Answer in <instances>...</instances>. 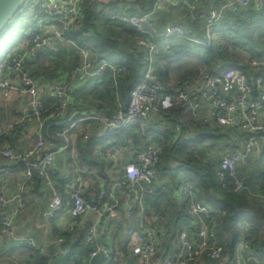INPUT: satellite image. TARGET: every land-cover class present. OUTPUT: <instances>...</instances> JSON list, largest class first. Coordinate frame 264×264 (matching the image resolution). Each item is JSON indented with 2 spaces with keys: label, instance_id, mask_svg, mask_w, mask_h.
<instances>
[{
  "label": "built area",
  "instance_id": "obj_1",
  "mask_svg": "<svg viewBox=\"0 0 264 264\" xmlns=\"http://www.w3.org/2000/svg\"><path fill=\"white\" fill-rule=\"evenodd\" d=\"M83 2L84 0H27L11 22L12 25H17L18 37L22 42L17 44L13 52L15 54L9 62L3 59L0 63V96L5 101H11L16 95L23 99L30 98L29 101H23V108L16 119H6L7 123L4 121L0 125V138L8 134L12 138L7 144L0 146V156L5 164L0 168V235L6 241L14 240L37 250L41 248L32 237L17 235L20 216L28 208L27 189L37 180L52 189L53 199L50 209L45 213L46 221L51 222L66 206L64 196L55 185L57 156L54 152H46L53 147V143L44 138L47 122H61L65 119L72 103L73 86L78 81L91 80L97 85L108 71L127 75L124 67L100 59L97 50L87 46L80 47L69 37V31L77 32L83 25ZM171 4H175V1L153 0L149 11L109 15L110 21L119 22L138 33L135 44L144 50L143 67L140 79L133 84L126 106L119 103L118 109L110 118L97 114L89 118L100 120L106 134L129 126L159 127L165 131L181 133L182 122L171 115L173 109L181 107L185 113L192 114L196 121L217 122L224 127L239 129L248 134V138L242 147L230 148L221 155L216 176L224 187L229 182L231 191L240 194L246 188V178L239 174V166L250 165L252 154L264 143V74L260 72L252 78L240 68H229L218 73L210 71L204 65L200 69L199 79L184 81L171 92H166L156 73L161 57L171 52L173 46L181 40L190 47L203 44L195 33L180 25H168L163 29L156 25L154 14ZM251 7L264 9V0H223L209 12L207 26L219 23L225 14H241ZM30 38L32 46L28 48L24 39ZM68 47L76 49L78 60L69 78L39 82L24 72L26 59L36 58L42 51L47 56L58 55ZM249 62L253 68L261 71L264 69V59L252 58ZM112 78L113 81L117 79L115 76ZM48 96L53 97L54 103L48 102ZM17 126H22L23 132L34 128L37 138L31 142L24 141L22 137L14 138L12 135ZM70 129H57L54 134L67 141ZM84 139L89 151L103 137L97 136L93 140L86 134ZM64 150L65 147L60 148L61 152ZM129 150L133 158L124 166L118 167V161ZM161 153L162 149L157 143H140L131 149L113 145L106 153L100 151V156H108L114 161L110 172L119 175L112 182L109 200L101 204L84 197L83 180L81 177L76 178L75 186L70 188L73 204L70 208L69 228L73 231L89 220L86 243L94 247L91 258L109 256V248L103 239L111 225L119 221L116 202L118 194L128 199L135 198L142 203L146 195L154 196L158 188H164L157 169ZM12 165L24 167L23 172L17 174L20 183L16 192L9 191L8 183L3 177ZM83 171L87 173L89 170ZM178 192L187 199V217L190 223L180 229L174 241H168L158 224H141L138 232L128 242L133 254L140 257L136 264H206L208 258L218 264H257L250 258L252 251L248 241L237 245L232 259L225 258L224 247H219L217 242V216L206 202L197 197L195 183L180 182ZM252 195L264 201V191ZM58 242L62 244L65 239L61 237ZM163 248L167 249L166 253L154 260L155 255ZM62 254L70 255V251L62 250ZM116 255L120 256V252L117 251ZM127 262L128 260L124 264H128Z\"/></svg>",
  "mask_w": 264,
  "mask_h": 264
},
{
  "label": "trees",
  "instance_id": "obj_2",
  "mask_svg": "<svg viewBox=\"0 0 264 264\" xmlns=\"http://www.w3.org/2000/svg\"><path fill=\"white\" fill-rule=\"evenodd\" d=\"M92 2L93 0H84L82 4L83 25L79 31H69L68 35L80 47L87 46L98 50L100 59H104L116 66H122L126 69L128 76H124V79H122L118 93L121 102L123 101L124 104L127 105L130 100L133 84L140 79V70L145 53L139 52V50L135 54L129 53V50L126 48V44L128 43L126 39L128 36L126 39H123L121 36L102 35L98 31H95L93 29V22L96 16L92 9ZM8 25L12 26V23ZM198 29L196 37L202 40V45L197 44L194 47L187 46L185 43L177 46L174 45L171 52L161 57L160 60L162 65L157 66L156 73L166 92H171L184 81L199 79L200 69L204 65L210 71L218 73L229 68H240L247 71L248 75L252 78L262 72L261 69L253 68L249 59L235 53L232 48L235 46L244 48L249 51L254 58L263 59L262 55L257 54L248 46L247 42H252L254 40V35L258 30L264 32V9L251 7L241 14H225V17L222 18L219 23H215L208 27L206 22L203 26L200 24ZM209 30L211 35L218 34V36L209 38ZM130 35L136 38L138 33L130 30ZM24 41L28 44V48L32 46V38L27 40L24 39ZM7 57L8 54L0 60V63H2L3 59H7ZM46 58L47 55L42 51L37 55L35 60L26 59L24 63V72L37 81L43 82L42 79L44 78L41 75L39 76L38 73L43 72L47 67H42L38 64L39 61L43 62ZM76 61L78 62L77 59ZM7 62L9 61L7 60ZM72 69L73 67L69 73H66L68 78ZM59 72L56 73L57 76L55 75L52 78H46L44 80H61L58 78L61 74ZM107 75L109 76V80H111L112 76L116 78L117 76H122L121 72L114 74V72L111 71H108ZM3 104V99L0 96V110H2V112L5 110ZM9 110L15 117L19 116L14 109ZM171 115L182 122L183 127L181 133H176V131L173 130L165 131L159 127L158 129L141 128L140 126L121 127L116 129L113 133L108 134L98 145H93L92 153L95 155V151L99 146L103 148L112 146V143L109 142L113 140L123 145H127L129 141L135 143V145L140 143L146 145L151 143L159 144L162 149L160 162L157 165L159 175L162 173L178 174L182 172L189 175L188 178L195 182L198 189V196L212 208L217 216V242L218 246L222 249L224 247L223 244L226 243L224 247L225 258L232 259L236 252L237 245L240 242L248 241L251 251L259 258L264 259V201L252 195V193L264 191V171L258 181V190L253 191L246 185L242 193H234L229 187V182L226 183L227 186L224 187L222 181L216 176V169L220 161V156L219 158L209 159L210 161L208 162L200 158L196 152H204V148L202 147L204 145L206 146V141L214 140L220 143L219 140L224 138H230L232 140L241 139V137L237 136L239 134L244 136V139H247L248 134L239 129L218 125L217 122L202 123L201 121H196L192 114L185 113L181 107L173 109ZM1 123L3 124L4 120ZM68 125L69 123H62V121H48L44 130V138L51 142H55V144L63 143L64 141L61 138L55 136L54 131L63 129ZM81 125L83 124H78V127L76 126L73 130V133L76 128L79 130L77 137L78 148H84L82 141L86 133L87 124H84L83 127ZM155 125L160 126V124ZM23 129L22 126H17L12 136L17 138L16 136L20 135ZM152 134H155L154 137ZM11 139L9 134L1 137L0 145L9 142ZM207 148L208 150L205 148V155L208 156L211 152L209 150H212L214 147ZM69 150H71V148ZM2 161L0 156V165ZM77 163L88 166L91 173L87 174L85 177L88 176V178L95 180L86 190V193L83 194L84 197L91 198L92 196L93 200L98 204L105 202V197L101 194L100 181L97 177L101 175L108 181L113 179V173H108L106 169V166H109L110 163L106 160L103 161V170L101 171L100 165L86 158L84 154L78 159ZM165 184L167 185V183ZM200 192H202V194H200ZM121 196L122 195H120V199L122 198ZM168 196L169 195L161 191L160 188L156 190L154 196H146L145 200L149 199L151 201L149 210L146 211L147 218L152 217L155 212L164 216L169 212V206L175 209L177 218L183 214L187 215L186 202L182 203L181 207H177L172 202V198ZM163 198L169 202L168 207L162 204L161 201ZM134 203L130 216L128 217H126L123 205L120 204L121 209H119V212L121 210V216L119 215V221L111 225L110 231L103 239L104 243L109 248V256L105 257V255H101L102 259L100 264H124L127 260H130L132 264H136L139 261L140 257L133 254L128 244L133 234L138 232L139 229L138 216L140 215L141 207L138 202ZM117 223L121 224L117 225ZM147 223L148 222L145 221V224ZM175 224L176 221L173 228H169L167 232L170 241H174L177 238L182 228L176 227L177 225ZM88 227L89 224L83 222L75 230L69 231L68 229L66 231L56 225L54 227L56 237L64 238L65 242L61 244V249L59 250L50 249L49 256L30 247L31 250L34 251L31 257L34 258L35 264H55L61 257L62 250L70 251V255L65 256L62 264H77L79 258V261L81 260L80 263L83 259H85V262L89 261L91 259L90 254L94 250V247L86 243ZM130 230H133L132 234L126 237V233H129ZM166 250L165 248L160 249L155 255L154 260L161 258L166 253ZM117 251L120 252V256L116 255ZM208 260L210 259H206V263ZM214 262L218 263L217 261Z\"/></svg>",
  "mask_w": 264,
  "mask_h": 264
},
{
  "label": "crops",
  "instance_id": "obj_3",
  "mask_svg": "<svg viewBox=\"0 0 264 264\" xmlns=\"http://www.w3.org/2000/svg\"><path fill=\"white\" fill-rule=\"evenodd\" d=\"M175 4L168 5L160 10H158L153 19L156 25L163 29L168 25H180L184 29L192 31L193 33H198V27L200 24L202 26L206 23L208 18L209 12L213 9V7L219 6V4L223 0H174ZM153 0H93L92 2V9L95 12L94 22H93V29L98 31L102 35H114V36H121L123 39H126V48L129 50V53L135 54L138 52H144V50L137 48L135 44V38L130 35V30L118 22L110 21L109 15L112 13H141L146 12L151 9ZM136 37V36H135ZM122 39V40H123ZM180 43L176 44H184L185 41H178ZM68 50L62 51L58 58H56L57 64L56 68L58 69L57 73H61L58 77L59 79H66V73H69L73 65L76 61L77 51L75 48L68 47ZM98 51V50H97ZM56 57V56H55ZM48 58V57H47ZM46 58V60H47ZM54 57H51L53 59ZM50 60V58H48ZM68 60V71L64 69V63ZM162 65V62L159 64ZM122 67V66H121ZM143 65H141L142 70ZM140 70V73H141ZM264 74V69H262ZM57 76V75H56ZM124 77V75H122ZM126 77L128 76L125 75ZM125 77V78H126ZM109 78L106 74L105 79ZM104 84V83H103ZM75 91L73 92L72 103L68 110V113L62 123H69L67 126L69 129L73 126L68 133V140L62 139L64 142L61 144L53 143V147L49 149L51 152L56 154V166H57V175L55 176V185L57 189L62 193L66 200V206L64 209L59 211L55 217L50 221L45 220V213L50 209L51 201L53 199V191L51 188L44 186L39 180H37L34 185L30 186L27 189V197H28V208L25 212H23L20 216V219L17 224V235L19 237H32L36 243L41 248L42 253L49 254L50 249L59 250L61 249V244L58 242V238L55 235L54 227L58 225L60 228L64 230H70V208L73 204V197L72 191L70 188L73 189L75 186V181L77 177H81L83 180L84 190L83 194L86 193V190L90 187L91 184L94 183L95 180L85 177L87 174L91 173L88 166L78 164V159L82 157L84 154L86 158H89L91 161L96 162L100 165V170H103V161H108L109 166H106L108 173L110 172V168L114 165V161L110 159L108 156H100L98 153L100 151H104L105 153L107 150L110 149L111 146L108 148H103L99 146L96 151L95 155L92 153V148L88 151L85 139L83 137L82 144L84 148H78L77 146V137L79 134V130H73L78 124H87L86 125V134L89 135L90 139H95L97 136H102L103 139L107 137L108 134L105 133V127L102 125L100 120L89 118L92 115H100L106 118H110L118 109L119 103H122L124 106V102L122 101H111V99H105L101 96L95 95L98 91L105 86H96V84L91 80H80L76 83ZM98 97V98H96ZM16 100L19 97L15 96ZM48 102L54 103V99L52 96H48ZM18 108V111L15 108ZM22 105L20 102L14 101L12 102L11 109H14L17 114H20L22 110ZM12 117H15L13 113L10 111ZM3 112L0 110V123L2 122ZM87 119H84L86 118ZM83 125H81L83 127ZM78 127V126H77ZM156 127V126H154ZM66 128V127H64ZM63 128V129H64ZM34 128L29 129L28 131L25 130L20 135L16 137L22 139L26 142L34 141L37 136L34 133ZM155 129V128H153ZM84 135V136H85ZM153 137L155 134H152ZM245 143L246 139L243 140ZM10 142V141H9ZM209 144L206 146L213 145L215 141H206ZM8 143V142H7ZM5 143V144H7ZM100 142L94 143L98 145ZM113 145H123L122 143H118L116 141H110ZM211 143V144H210ZM206 144V143H205ZM2 145V144H1ZM0 145V146H1ZM4 145V144H3ZM244 145V144H243ZM129 149L135 146V143H131L129 141L127 145ZM65 147L64 151H60V148ZM215 147V145L213 146ZM71 148V150H69ZM230 149V148H229ZM225 150H228L227 148ZM225 153V151L223 152ZM221 157V156H220ZM132 153L129 150L124 156H122L121 161H118V167H122L125 163L131 160ZM251 164L250 165H240L239 166V174L246 178L245 182L246 185L251 188L253 191L258 190L259 184L258 181L261 177V172L264 171V143L257 148L251 157ZM5 164L2 161L0 168H3ZM88 169L87 173H84L83 170ZM24 170L23 165H12L4 174L3 177L8 183V189L10 192H16L19 187V178H17L18 173H22ZM111 175V174H110ZM112 180L108 181L101 175L97 177L100 181L101 187V194L104 195L105 201H108V194L111 190L112 182L119 178L118 174H113ZM184 181H192L189 178ZM180 183V181H179ZM166 187V186H165ZM75 189V188H74ZM179 186L176 190L175 196L172 200L174 205L177 207H181L182 203L187 202L185 199V195L179 194ZM257 193V192H256ZM117 195V212L121 216L119 209L120 204L123 205V208L126 212V217L130 216L132 206L135 204L134 202H138L141 207L139 217V227L141 224H145V221L148 222L147 224H158L161 227L160 229L164 231L167 235L169 228H173L174 223L176 221V227H183L190 223L187 215L178 216L175 212V209L172 206H169V202L163 198L162 204L165 206H169V212L164 216H161L159 213H153L152 217L147 218L146 211L149 210V204L151 201L149 199L145 200L146 196L144 197V201L141 203L136 201L135 198L128 199L125 196ZM197 197L201 199L200 196ZM93 199V197L91 196ZM148 208V209H147ZM179 212V210H178ZM176 215V218H175ZM161 216V217H160ZM178 219V220H177ZM86 223L88 221H84ZM121 223H117L119 225ZM168 237V236H167ZM170 238L168 237V241ZM224 247L226 243L223 244ZM21 250H31L30 246L23 245L17 243L14 240H5L0 235V264H35L34 258L31 257L32 254H28L26 252H21ZM37 250V249H35ZM65 256L64 254L61 255L60 258ZM59 258V259H60ZM250 258L255 261L257 264H264V259L259 258L254 252L250 255ZM58 259V260H59ZM80 259V258H79ZM77 261V264H100L102 256H98L97 258H91L89 261L85 262V259ZM57 260V261H58ZM56 261V262H57ZM128 263V262H127ZM57 264V263H55ZM76 264V263H75ZM206 264H218L212 260H208ZM221 264V263H220Z\"/></svg>",
  "mask_w": 264,
  "mask_h": 264
},
{
  "label": "rangeland",
  "instance_id": "obj_4",
  "mask_svg": "<svg viewBox=\"0 0 264 264\" xmlns=\"http://www.w3.org/2000/svg\"><path fill=\"white\" fill-rule=\"evenodd\" d=\"M11 22H12V20H11ZM209 34H210L209 38L218 36V34L211 35L210 30H209ZM18 36H19L18 28H17V25H15V24H13L12 26L8 25L7 28L4 29V31L0 34V42L6 38V40H4V42L0 45L1 46V48H0V60L3 57H5L7 54H8V57L6 60L9 61V59L13 57V55L15 54V53L13 54V52H14L15 48L17 47V44H20V42H22L21 41L22 39L19 40ZM247 43H248V46L251 47V49L254 52L262 55V57L264 59V32L262 30H258L256 32V34L254 35V40L252 42H247ZM65 50H68V49L66 48ZM65 50H63V51H65ZM232 50L235 53L241 55L242 57H244L246 59L254 58L252 56V54L249 51L245 50L244 48L235 46L232 48ZM47 57L50 58V60L47 58V60H45L43 62L39 61V64H38L42 67H47V69L46 70L44 69V71L41 73L36 72V73H38L39 76L41 75L44 79L54 77L58 71V69L56 68V64H57L56 58H58L57 55H54V56L49 55ZM51 57H54V58L51 59ZM28 59L35 60V57L28 58ZM76 59H77V55H76ZM74 62H75V64L77 63V61H74ZM75 64L73 65V67H75ZM64 66H65L64 69L68 71V60L64 63ZM116 73H118V72H116ZM105 76H104L103 80L99 84L96 85L99 87L103 85L105 87H102V89L100 91H98L95 95H97V96L99 95V96L105 98L106 100L110 98L111 101H121L120 95L118 93V89L120 88V83H121L122 79H124V77L123 76H117V79L115 81H113L112 77H111V80H109V78L105 79ZM44 79H42L43 82L48 81V80H44ZM48 82H52V81H48ZM74 91H75V87L72 90V92H74ZM96 98H98V97H96ZM29 99L30 98H24V99L19 98L16 100V98H14L11 101H5L3 99V102H4L3 106H4L5 110L3 111V115H2L3 117L1 120L6 121V119H9V121L10 120L12 121V119H16L18 116L12 117L10 114V110H9V109H11L12 102L18 101V102H20V105H22L23 101H29ZM15 110L18 111V108L16 107ZM6 123H7V121H6ZM0 125H2V123H0ZM237 136L241 137V139L232 140L230 138H224L222 140H219L220 143L215 141L213 143V145H210V146L204 145L202 147V148H204V152L203 151H196L197 155H199L200 158H202L203 160H206L208 162L210 161L209 159H214L217 157L219 158V156H221L224 151L230 150L229 148L233 149L236 146H239V147L243 146L244 136H242L240 134ZM210 142H211V140H210ZM214 145H216V146L212 150H209V151H211L209 153V155L208 156L205 155V148H206V150H208L207 147H212ZM226 148L228 150H225ZM159 176L163 180V184L166 186V187L164 186V188H162L161 191L168 194L169 195L168 197H171L173 200L175 193H176V190L178 189V186L180 185L179 181L182 182V181L188 179L189 175H186V174L180 172L178 174L162 173ZM165 183H167L168 186ZM200 194H202V192H200ZM132 232H133V230H130L129 233H126V237L130 236V234H132ZM21 252H26L28 254L34 253L33 250H21Z\"/></svg>",
  "mask_w": 264,
  "mask_h": 264
},
{
  "label": "water",
  "instance_id": "obj_5",
  "mask_svg": "<svg viewBox=\"0 0 264 264\" xmlns=\"http://www.w3.org/2000/svg\"><path fill=\"white\" fill-rule=\"evenodd\" d=\"M26 1L27 0H0V34L4 31L11 19L15 17ZM46 152L49 153L51 151L48 150ZM64 259L65 256L60 258L56 263L62 264ZM128 264H132V262L128 260Z\"/></svg>",
  "mask_w": 264,
  "mask_h": 264
}]
</instances>
